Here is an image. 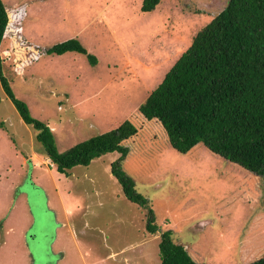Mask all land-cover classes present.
<instances>
[{
	"label": "rangeland",
	"instance_id": "1",
	"mask_svg": "<svg viewBox=\"0 0 264 264\" xmlns=\"http://www.w3.org/2000/svg\"><path fill=\"white\" fill-rule=\"evenodd\" d=\"M1 1L9 17L2 74L30 114L48 123L60 151L126 118L139 122L147 93L226 3L160 0L144 12L141 0ZM69 38L94 65L76 51L41 50ZM35 133L0 84V264H31L28 249L34 264H159V232L146 230V208L123 195L110 171L119 152L72 167L70 177L35 157L42 151ZM135 136L123 141L119 165L156 224L190 244L195 261L246 264L264 255V176L201 143L176 151L153 119ZM242 244L251 254L244 259Z\"/></svg>",
	"mask_w": 264,
	"mask_h": 264
},
{
	"label": "trees",
	"instance_id": "2",
	"mask_svg": "<svg viewBox=\"0 0 264 264\" xmlns=\"http://www.w3.org/2000/svg\"><path fill=\"white\" fill-rule=\"evenodd\" d=\"M159 1L141 0L140 10L152 11ZM8 26L9 17L0 0V44ZM41 50L54 54L76 51L85 55L91 65L96 62L76 38ZM1 62L0 55V84L4 92L22 121L36 130L35 139L44 153L40 149V156L48 157L58 172L67 173L107 152H119V157L110 162V171L123 195L146 208V230L159 232V264L199 263L172 230L156 224L148 199L136 190L133 178L119 165L128 152L123 141L135 136L138 126L152 119L159 121L169 145L176 151L188 153L201 143L224 159L264 176V0H226L196 31L190 44L139 104V122L126 118L114 128L77 141L62 151L57 149L48 123L33 117L27 105L12 93L2 74ZM246 264H264V255Z\"/></svg>",
	"mask_w": 264,
	"mask_h": 264
},
{
	"label": "crops",
	"instance_id": "3",
	"mask_svg": "<svg viewBox=\"0 0 264 264\" xmlns=\"http://www.w3.org/2000/svg\"><path fill=\"white\" fill-rule=\"evenodd\" d=\"M34 155H35V157H37V159L38 160H40L41 159V156H39V155H37V154H35L34 153ZM33 155V156H34ZM40 157V158H39ZM27 158H29V156L27 155ZM48 157H42V159H41V161H44V159H47ZM25 159V158H24ZM49 159V158H48ZM98 159V158H97ZM31 160H33V158L31 157ZM38 167V166H37ZM37 167H35V168H37ZM41 167V166H40ZM44 167V166H43ZM44 169H45V171H46V168L44 167ZM48 170H50V169H48ZM51 170H53V171H56L53 167H51ZM70 171V169L68 170V172H67V175H71L70 177H72L73 176V173H70L69 172ZM70 177H67V178H70ZM60 209H62V208H60ZM59 209V210H60ZM63 225H64V223H63ZM178 228H179V226H178ZM177 228V229H178ZM176 229V230H177ZM173 234H174V232H173ZM175 235V234H174ZM176 236V235H175ZM218 237H221V238H223L224 240H226L225 239V234H218ZM228 238H231V237H228ZM233 241H234V239H231V243H233ZM27 245H28V243H27ZM190 244H188V246H189ZM228 245H230V239L227 241V243H226V246H228ZM188 246H186V247H188ZM232 246H230V248H231ZM244 247V245L242 244V251H243V257H241V259H244V257H245V255L247 254L248 255V253H250L247 249H245V248H243ZM29 251H27V256L26 257H29V258H26L27 260L28 259H31V264H34V263H32L33 261H35V259L33 258V256H34V252L32 251V250H30V249H28ZM190 251H188V253H189ZM110 255V254H109ZM190 255L192 256V254L190 253ZM193 256H195V251H193ZM192 256V257H193ZM248 256H251V254L250 255H248ZM194 258V257H193Z\"/></svg>",
	"mask_w": 264,
	"mask_h": 264
},
{
	"label": "clouds",
	"instance_id": "4",
	"mask_svg": "<svg viewBox=\"0 0 264 264\" xmlns=\"http://www.w3.org/2000/svg\"><path fill=\"white\" fill-rule=\"evenodd\" d=\"M154 10V9H153ZM49 160V163H50V165H51V167H54L55 168V166H54V164L50 161V159H48ZM56 170V169H55ZM57 171V170H56Z\"/></svg>",
	"mask_w": 264,
	"mask_h": 264
}]
</instances>
